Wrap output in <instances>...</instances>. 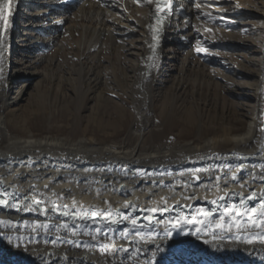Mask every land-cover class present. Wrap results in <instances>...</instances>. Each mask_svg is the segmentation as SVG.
Wrapping results in <instances>:
<instances>
[{"label":"bare ground","instance_id":"1","mask_svg":"<svg viewBox=\"0 0 264 264\" xmlns=\"http://www.w3.org/2000/svg\"><path fill=\"white\" fill-rule=\"evenodd\" d=\"M198 2L200 9L186 7L188 19L172 20L154 37L148 28L154 4L106 0L105 7L66 16L65 31L46 40L39 30L53 20L47 0H14L0 43L2 186L12 191L16 185L23 195L36 185L50 200L63 193L61 203L75 197L101 208L105 201L114 208L125 201L147 207L161 197L171 205L230 190L247 194V187L223 178L218 191L210 177L218 164L235 170L240 157H246L242 176L264 162V0H238L239 7L237 0ZM194 169L200 182L189 175ZM160 180L163 185L153 183ZM193 193L199 199L183 198ZM217 218L200 231L169 225L172 234L161 231L155 243L143 245L148 251L141 260L151 259L158 244L153 264H264V247L237 239L235 230L221 231ZM37 219L45 217L0 206V264H42L38 253L51 246L27 243ZM115 239L126 243L119 231Z\"/></svg>","mask_w":264,"mask_h":264},{"label":"snow or ice","instance_id":"2","mask_svg":"<svg viewBox=\"0 0 264 264\" xmlns=\"http://www.w3.org/2000/svg\"><path fill=\"white\" fill-rule=\"evenodd\" d=\"M143 2L149 5L154 4L155 22L148 24V28L153 31L155 37L166 17L171 15L174 0H143ZM216 2L218 0H212V3ZM13 3L14 0H0V43L3 42V34L9 27ZM135 3L139 5L141 0H135ZM236 6L239 7L238 0ZM195 7L200 9L201 4L196 2ZM210 15L208 12H202L205 18ZM206 31L211 33L212 30L206 29ZM195 50L197 53L207 54L209 52L204 47H197ZM260 131L264 132V127H261ZM261 155L264 156V153ZM208 159L223 158L208 157ZM244 159L246 157H240L241 163L236 166L235 170L231 164H218L217 174L210 179L214 181L211 187L218 191L223 178L226 183L239 184L241 189L247 187L248 193L245 194L242 190L224 191L223 195H218L210 201L213 206L211 210L199 206L188 215L182 209H190L192 205L179 203L169 205L166 197H161L159 201H154L147 207H138L136 202L130 201H125L121 208H114L108 201H105L107 206L103 208L85 207L79 204L75 197H72L71 204L61 203L60 201L64 199L63 193H53L55 199L50 200L46 194L42 195L37 191L36 185H30L29 190L23 195L18 192L16 185L11 186L12 191H8L2 186V179H0V206L16 209L18 212L38 213L45 217L43 221L37 219L31 222V230L27 237L29 246L40 244L51 246V251L46 249L44 253H38L42 264H153L157 251H159V245H156V251L151 252V259L141 260L142 255L148 251L143 245L149 241L155 243V238L159 237L161 231L165 236L171 235L173 229L168 226L173 224V220L178 226L191 224L197 228V231H200V226L207 227L209 218L217 212L219 215L214 221L215 227L227 233H233L235 230L237 239H243L248 245L255 246L258 243L264 247V187L259 189L252 187L257 182L264 185V162L252 165L247 175L242 176L239 173L245 168L242 162ZM137 172L141 175L147 174L143 168L137 169ZM189 175L197 182L202 180L199 170H191ZM153 183H158V186L163 185V180L153 181ZM178 183L187 184L188 182L181 180ZM198 186L206 190L209 188L206 184H198ZM44 189L51 191L48 184L44 185ZM97 194H99V189H97ZM183 198L189 201L199 199L195 193L185 195ZM122 209H130V211L125 212ZM171 212H175L176 215L169 216L166 220L159 219L156 215ZM52 216H56L55 221H52ZM61 217L65 219H60ZM29 223L28 220H23L24 225L27 226ZM89 223L96 227L89 229ZM0 224H5V221L0 220ZM162 224L164 228L160 229ZM120 225L127 226L120 229ZM145 228L149 229L147 233L144 232ZM117 231H119L120 239L126 243L117 242L115 239ZM85 235L88 237L87 241L82 239ZM7 238L11 242L12 238L10 236ZM20 239H22L21 236L16 237V240ZM134 244L140 246L134 247ZM73 248L82 250L83 255L79 258L72 255L71 249Z\"/></svg>","mask_w":264,"mask_h":264},{"label":"rangeland","instance_id":"3","mask_svg":"<svg viewBox=\"0 0 264 264\" xmlns=\"http://www.w3.org/2000/svg\"><path fill=\"white\" fill-rule=\"evenodd\" d=\"M244 35H247V33H244ZM257 34H255V36H256ZM252 37H255L254 35H251ZM127 38V37H126ZM129 38V37H128ZM127 38V39H128ZM133 39V38H132ZM132 39H130V40H132ZM13 41H15V43H19L20 42V37H18V35H14L13 36Z\"/></svg>","mask_w":264,"mask_h":264}]
</instances>
